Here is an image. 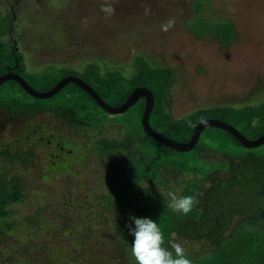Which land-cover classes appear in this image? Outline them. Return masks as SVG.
I'll list each match as a JSON object with an SVG mask.
<instances>
[{"label":"rangeland","instance_id":"374dc122","mask_svg":"<svg viewBox=\"0 0 264 264\" xmlns=\"http://www.w3.org/2000/svg\"><path fill=\"white\" fill-rule=\"evenodd\" d=\"M105 3H110L115 9L113 15L106 16L101 13L100 8ZM0 18V62L3 58L10 63L14 62L16 70L39 92H49L63 78L76 76L87 81L89 85L96 86L95 91L103 95L100 96L109 105L116 106L121 96L129 92L127 77L147 80L145 78L148 74H143L147 68L153 74L162 70L166 74L173 73L174 82L168 91L167 108L163 109L175 120H187L191 113L203 107L208 108L209 115L213 116L215 113L212 109L215 110L216 105L229 99L234 100L240 107L248 101L253 104L259 102L264 96L259 93V88L264 86V0H0ZM169 20L175 22L174 26L167 32L162 31L161 25ZM153 74L151 73V77L156 78ZM22 90L15 81H7L0 86V107L8 110L5 112L0 109V116L4 114L3 120H0L2 138L10 140L17 136V132L8 125L9 120L6 117L7 114H17L14 113V106L21 108V105L37 101ZM89 96L71 83L51 98L38 101L53 107L78 105L77 112H89L86 120L96 123L91 131L93 137H107L111 141L119 142L130 138V142H123L131 150L130 156L126 157L120 149L112 155L105 154L102 157L103 160H110L112 164L113 161L117 163L118 169L114 170L113 166L110 170L104 169L106 174L110 172L109 178L102 177L107 185L105 193L111 192L110 187L113 184L120 185L123 184L122 181H126L130 176L127 167L131 163L137 177H129L128 182H133L134 179L138 183L136 188L141 193L144 190L149 191V198L145 192L143 196L133 200L132 208L123 211L125 214L122 211L109 213L113 217L110 224H116L119 219L126 223L129 214L125 211L138 207L142 209L150 205V201H159L162 209L173 212L168 207L171 202L169 192H174L177 196H194L196 203L192 211L180 216L188 219L198 217L201 207L199 199L193 194L194 189H191L197 176H189L187 168L178 163L181 159L194 157L193 154L186 155L187 158L177 154V157H158L153 144H147L145 137L139 135L140 119L142 121L144 111L142 102L136 103L125 113L107 115ZM229 110L226 108L225 112L229 114ZM43 111L49 113V109ZM255 115L254 124L259 118L258 114ZM46 116L48 114L41 117L42 121L47 120ZM152 120L155 122L154 118ZM200 122L194 125L191 134L188 133V141ZM248 122L237 121L238 128L253 139L259 130L253 133L254 128L246 125ZM151 126L155 127L156 123H151ZM207 130V140L212 136L214 140L231 138L222 129L208 127ZM200 139L197 144H203ZM66 144L74 150L78 159H94L93 155L91 157L92 150L84 149L86 142H77L73 146L68 142ZM216 150L232 155L230 159H243L253 155L261 161L264 160V144L256 148H246L234 138L229 142H216ZM94 152L102 154L98 148ZM207 152L214 156L219 155L213 151ZM84 153L87 155L84 156ZM218 158L221 161L218 167H222L225 157L221 155ZM121 159H127L129 163L125 164ZM155 159H170L181 168L185 176H174V171L170 168L169 172H163L166 182L158 178L160 182L156 186L151 181L155 176ZM226 162L224 170L228 168L229 162ZM200 166L197 162L193 169L198 174L218 169L216 164H206L199 171ZM6 171L10 172L9 167ZM120 177L123 179L120 180ZM58 189L63 191L64 185L58 184ZM29 195L30 199H27L26 204H16L15 207L20 206L21 210L23 207L34 213L37 199L46 196L44 200H47L51 197L32 191ZM154 209L145 214L155 215V211H161ZM242 212L246 218L222 243L221 249L202 253L197 259L190 258V253H184L191 264H264V219H253L255 214L246 210ZM175 214L180 213L174 212ZM20 215L16 210L13 214L14 220L19 219ZM44 216L45 213L40 215L42 218ZM41 223L46 225V220L42 219ZM102 225L101 223V227ZM130 225L134 227L133 223ZM81 226L80 224L78 228L63 233L54 228L53 236L48 234L46 227L36 224H29L28 232L15 227L8 234V242L12 243L13 249L22 247L25 241L37 244L36 247L31 246L28 255L24 256H31L35 261L40 259L49 264H85L79 258L83 251L90 255L89 247L85 245L81 250L73 243V239L76 241L80 236ZM104 227L105 229H100L102 236L107 231L115 230L106 225ZM123 234L130 245L127 249L130 250L134 238L129 235V228ZM166 244L165 239L164 246ZM0 253L4 260L13 258L12 254L8 255L3 251L1 244ZM125 254L128 256V252ZM18 260L11 264H18ZM0 264L8 263L1 261ZM128 264H135L134 258Z\"/></svg>","mask_w":264,"mask_h":264},{"label":"trees","instance_id":"16d2710c","mask_svg":"<svg viewBox=\"0 0 264 264\" xmlns=\"http://www.w3.org/2000/svg\"><path fill=\"white\" fill-rule=\"evenodd\" d=\"M14 57L16 56L14 55ZM14 66V62L10 63L3 58L0 62V76L10 72V69L12 72L24 76ZM151 73L153 74L150 69L145 68L143 74H148L145 78L147 80H139L132 76L127 77L129 92L125 96H121L116 106L123 104L133 89L145 86L155 96L150 124L156 123L155 127L152 126L153 130L162 135L173 140L185 141L195 124L204 118L212 117L227 121L242 134L244 131L238 128L237 121H249L246 125L254 128L253 133L259 130L254 138L264 133V96L259 102L253 104V102L248 101V103L241 104L240 107L234 100L229 99L221 105H216L215 110L212 109V112L215 113L213 116L209 115L208 108L203 107L191 113V117H188L187 120L186 118L175 120L169 112L163 109L167 108L168 91L174 82L173 73L168 72L166 74L164 70L158 71V73L153 74L156 78H152ZM93 87L96 88V86ZM259 89V93L264 94V86ZM22 91L25 93L24 90ZM101 96L103 97V95ZM90 98L95 102L92 97ZM2 102L4 103V101ZM140 102H142L141 105L145 106L143 99L137 104ZM21 106V108L14 106L16 115L9 112L12 116L5 115L9 120L8 125L17 132V136L15 135L10 140L0 137V244L4 252L13 255V258L4 260L0 253V262L4 261L11 264L19 259L18 264H49L46 260L38 259L35 261V259H31V256L24 257L28 255L29 248L31 246L36 247L37 244L25 241L22 247L13 249L12 243L8 242L10 239L8 234L12 229L15 227L23 228L28 232L29 224L46 227L47 231L49 230L48 234L52 236L54 228H58V231L63 233L78 228L81 224L80 236L76 241L73 239V243L81 250L85 245L88 246L90 255H86L83 251L79 261L86 262L85 264H121V262L128 264L133 257L130 255V250L127 249L130 245L123 233L132 223L130 217H143L150 209L155 208L154 210H156L158 208L161 210L155 211V215L147 214L144 218H151L157 222L167 240L165 247L175 254L173 245L179 244L184 253H190L192 259L199 258L198 256L202 253H212L221 249L222 243L234 229L239 228V224L246 218L243 210L255 214L253 219H264V160L261 161L253 155L245 156L243 159H230L229 157L232 155L216 150V142H229L234 140V137L226 131L225 133L231 136L230 139L217 140L218 138L215 137L216 140H214L212 136L211 139L207 140L205 132L208 131V128L205 129L207 131H203L200 137L203 144H197L192 150L181 153L165 146L156 138L150 137L144 130L140 119L139 135L145 137L147 144H153L154 151L159 155V158L177 157V155L186 157V155L193 154L194 157L181 159L178 163L187 168L188 171L186 172L189 176L193 174L197 176L192 182L191 189H194L193 194L199 199L201 213L196 218L188 219L180 216L181 214L174 215L172 209L173 212L170 213L165 211L161 208L159 201H150V205H146L142 209L138 207L128 212L125 211L129 214L126 223H123V219H119L118 222L115 221L116 224H110L113 217L109 213L115 214L123 212L129 207L132 208L133 200H137L145 192L149 198V191L144 190L141 193L140 189L136 188L138 183H135L133 178V182H128L129 177H137L131 163L127 167L130 176L128 175L126 181H122L123 184L120 185L113 184L110 187L111 192L105 193L107 185L102 177L109 178L110 172L106 174L103 172L104 169L110 170L112 166L114 170L118 171V169H116L117 163L113 161L112 164L110 160H103L102 157L106 156L105 154L112 155L113 152L120 149L126 157L130 156L131 150H128L127 146L123 144L125 141L130 142V138L119 142L111 141L107 137H93L91 131L96 123H90L86 120L89 112L86 114L77 112L78 105L75 107H56L55 105L53 107L37 99L35 103ZM98 108L104 111L101 107L98 106ZM226 108L230 109L229 114L225 112ZM0 109L2 108L0 107ZM45 109H49V113H45L43 111ZM52 109L55 110V113ZM104 112L110 115V113ZM44 114H48L46 116L48 118L42 121L41 117ZM255 114H258L259 117L258 120H255L256 124L253 123ZM3 117L4 114L0 116V120ZM153 118L155 122H153ZM212 130L210 129V131ZM179 135L184 137L180 138ZM66 142L71 146L77 142H86L87 145L84 149L92 150L91 157L93 155L94 159H78L77 155H74V150H71L72 148ZM97 148L100 149L101 155L94 152ZM207 151H213L214 154L219 153V155L214 156ZM85 155L87 153H84ZM221 155L225 157L223 159L225 163L222 167H218L219 164L221 165L218 158ZM183 156H179V158ZM164 160L166 163H162ZM121 161L125 164L129 163L127 159H121ZM226 161L229 162L228 168L224 170ZM197 162L201 165L199 171H202L201 169L205 168L206 164H216L218 169H213L205 174H198L196 170H193ZM154 163L157 164L151 165L154 166L153 171L155 172L151 181L156 183V186L160 182L159 179L166 182L163 172H169L170 168L174 171L173 175L185 176L181 172V168L176 163H172L170 159H155ZM7 167H9L10 172L6 171ZM122 177L120 180L123 179ZM58 184L64 185L63 191L58 189ZM31 191L37 192L38 195L44 193L51 197L47 200H44L46 196L37 199L36 206L33 208L34 213L23 207L21 210L20 206L15 207L16 204H26L27 199H30L29 192L31 193ZM16 210L21 215L19 219L14 220L13 214ZM44 213V218L40 217ZM123 214L125 213L123 212ZM42 219L46 220V225L41 223ZM101 223L103 224L102 227ZM104 225L115 230L107 231L102 236L100 229H105ZM125 252H128V256Z\"/></svg>","mask_w":264,"mask_h":264},{"label":"water","instance_id":"95a60500","mask_svg":"<svg viewBox=\"0 0 264 264\" xmlns=\"http://www.w3.org/2000/svg\"><path fill=\"white\" fill-rule=\"evenodd\" d=\"M7 81L17 82L25 91V93L37 99H48L49 97L51 98L53 95L61 91L65 86L72 83L89 94L104 111L110 114L125 113L139 100L145 99V107L142 116V125L144 127V130L151 136L159 140L161 143H163L165 146L175 149L179 152H188L192 150L197 145L205 128L208 127H214L227 131L246 148H256L264 144V133L258 138L250 139L242 134L237 128H234L233 125L220 119H205L201 121L194 128L192 137L187 142H179L170 139L153 130V127L150 124V116L155 105V96L153 92L148 88L133 89L132 93L129 95L124 104L120 106H111L97 93V91H95L96 89L92 85H89L87 81L76 76H68L63 78L49 92H39L35 90L31 85H29V83L23 76L14 72H7L0 76V86Z\"/></svg>","mask_w":264,"mask_h":264},{"label":"clouds","instance_id":"9594fccd","mask_svg":"<svg viewBox=\"0 0 264 264\" xmlns=\"http://www.w3.org/2000/svg\"><path fill=\"white\" fill-rule=\"evenodd\" d=\"M100 11L106 16H111L114 14L115 9L110 3H105L101 6ZM174 23L173 20L167 21L161 25V30L167 32L174 26ZM147 134L153 137L149 133ZM168 196L171 201L168 207L182 215L189 214L196 203L195 197L192 195L177 196L174 192H169ZM130 219L134 224V227L129 226V235L134 238L131 242L130 252L135 264H191L179 244L173 245L175 255L164 246V233L155 220L135 216L130 217Z\"/></svg>","mask_w":264,"mask_h":264},{"label":"flooded vegetation","instance_id":"af4514ba","mask_svg":"<svg viewBox=\"0 0 264 264\" xmlns=\"http://www.w3.org/2000/svg\"><path fill=\"white\" fill-rule=\"evenodd\" d=\"M16 51H17V49H16ZM14 53H15V51H14ZM15 55V54H14ZM18 68V67H17ZM10 72H12V69H10ZM144 101H145V99H143ZM145 107V106H144Z\"/></svg>","mask_w":264,"mask_h":264}]
</instances>
